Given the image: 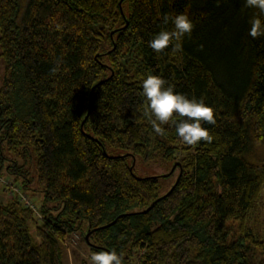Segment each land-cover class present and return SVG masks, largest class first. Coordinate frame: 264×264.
Segmentation results:
<instances>
[{"label": "trees", "instance_id": "obj_1", "mask_svg": "<svg viewBox=\"0 0 264 264\" xmlns=\"http://www.w3.org/2000/svg\"><path fill=\"white\" fill-rule=\"evenodd\" d=\"M217 2L0 0V175L26 189L30 152L43 195L41 221L14 198L0 202V264H64L74 232L89 256L114 250L122 264H264L247 227L264 165L244 159L264 143V37L248 35L255 10H242L245 0ZM179 14L191 35L182 51L157 55L149 41ZM148 75L215 110L216 124H202L211 143L184 145L173 123L154 132ZM136 156L177 170L169 191L134 176Z\"/></svg>", "mask_w": 264, "mask_h": 264}, {"label": "clouds", "instance_id": "obj_2", "mask_svg": "<svg viewBox=\"0 0 264 264\" xmlns=\"http://www.w3.org/2000/svg\"><path fill=\"white\" fill-rule=\"evenodd\" d=\"M219 6V0L217 2ZM253 9L249 19L248 35L253 39L264 37V0H245L243 9ZM173 24L171 31L162 30L149 41V47L159 55L172 46L174 52L182 51V40L190 36L194 25L186 14L174 17L164 16L163 22ZM57 30L61 28L57 25ZM55 73L56 69H52ZM166 81L159 76L148 75L142 81V95L146 99V114L154 132L163 135L162 125L175 124L176 134L187 146H196L201 141L211 143L213 137L203 123L215 125V110L202 99H189L186 95L176 93L173 86L165 87ZM174 117H179L177 122ZM88 264H122V255L116 251H99L90 255Z\"/></svg>", "mask_w": 264, "mask_h": 264}, {"label": "rangeland", "instance_id": "obj_3", "mask_svg": "<svg viewBox=\"0 0 264 264\" xmlns=\"http://www.w3.org/2000/svg\"><path fill=\"white\" fill-rule=\"evenodd\" d=\"M3 67H4V62L2 59H0V85L3 78ZM107 151L111 155H124V156L130 155L129 152L119 149H110ZM26 153H27V157L23 159L25 161V165L23 167L22 172L24 173L26 172L25 175L31 179V182L26 189L22 188L20 184L21 180L12 182L13 177L8 175L7 172L4 171L1 176L6 177L13 184L18 186L19 191L25 197H27V200L31 202L35 206L36 211H38L43 195L40 192L41 189L40 186L37 184L35 180V173L33 169V158L31 157L30 152H26ZM6 157L9 160L17 161L18 164L22 163V158L10 156V155H6ZM128 158L131 161V157L128 156ZM244 159L251 164L264 165V143L262 145L256 147L254 146L253 148H251L245 154ZM5 163H10V161ZM131 167L133 169V174L136 177H149V176L158 177L160 184L159 196L169 191L170 187L175 182L177 175V170L173 171V173L169 175L171 171L174 169H172L169 164L162 162L158 157H154L149 160H142L140 157L136 156L132 159ZM7 200H10L8 196V191L3 185L0 184V202L2 203ZM34 214L37 220L41 221L38 213L36 212ZM247 227L251 229L254 235L259 237L260 240L264 243V187L260 192V197L258 200L257 207L254 209V211L251 212L248 218ZM30 233L33 239L35 241H38L37 238L34 236V231L32 227ZM62 246L64 250V256H63L64 264H82V263L88 264V260L90 258L88 254V248H87L88 246L82 240L80 233L74 232L73 234L68 235L62 242Z\"/></svg>", "mask_w": 264, "mask_h": 264}, {"label": "built area", "instance_id": "obj_4", "mask_svg": "<svg viewBox=\"0 0 264 264\" xmlns=\"http://www.w3.org/2000/svg\"><path fill=\"white\" fill-rule=\"evenodd\" d=\"M0 184L3 185L8 191V196L10 199L16 198V200L23 204L24 207L30 209L34 213L37 212L35 206L31 202H29L27 200V197H25L19 191L18 186L13 184L9 179L0 175Z\"/></svg>", "mask_w": 264, "mask_h": 264}, {"label": "water", "instance_id": "obj_5", "mask_svg": "<svg viewBox=\"0 0 264 264\" xmlns=\"http://www.w3.org/2000/svg\"><path fill=\"white\" fill-rule=\"evenodd\" d=\"M172 169H173V167H172ZM87 237H88V233L85 234V241H86V242H87Z\"/></svg>", "mask_w": 264, "mask_h": 264}]
</instances>
